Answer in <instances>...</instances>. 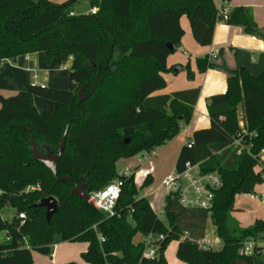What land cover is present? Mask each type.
Returning a JSON list of instances; mask_svg holds the SVG:
<instances>
[{
    "label": "trees",
    "instance_id": "trees-1",
    "mask_svg": "<svg viewBox=\"0 0 264 264\" xmlns=\"http://www.w3.org/2000/svg\"><path fill=\"white\" fill-rule=\"evenodd\" d=\"M77 1L0 0V61L44 53L47 63L55 59L62 66L73 57L65 70L67 90L31 85L15 96H0V264H33V252L51 256L61 243H87L81 255L87 264H168L165 251L175 240L176 257L185 264H264V252L239 255L246 242H264V219L243 228L233 217L236 198L263 185L264 161L259 155L264 150V73L254 77L243 68L231 69L223 52L214 61L197 60L199 73H226L227 91L207 100L211 128L193 134L188 141L192 146L181 149L175 169L199 163L203 173L215 172L222 178L224 186L215 192L208 211L221 248L182 240L177 215L171 211L173 201L167 200L164 219L159 218L148 200L138 197L134 174L120 176L116 168L121 159L165 146L191 122L199 89L158 93L167 85L163 75L171 70L168 58L184 37L183 17L194 41L211 46L219 20L214 1L89 0L91 8H99L97 15L71 17L69 8ZM230 13L225 24L264 40L249 8ZM186 69L193 80L194 72L189 65ZM35 97L54 107L39 113ZM68 125L54 177L33 160L31 138L39 152L51 149L55 154ZM243 130L253 136L243 135L246 147L238 154L233 142ZM117 180L123 186L115 218L104 220L91 204L72 195L76 186L85 185L89 196ZM152 182L147 176L141 188ZM49 197L59 205L47 221L45 209L35 205ZM6 208L16 212L11 222L2 218ZM20 213L25 220L18 218ZM151 233L162 234L165 240L155 260L141 261L144 247L135 244V237Z\"/></svg>",
    "mask_w": 264,
    "mask_h": 264
},
{
    "label": "crops",
    "instance_id": "crops-1",
    "mask_svg": "<svg viewBox=\"0 0 264 264\" xmlns=\"http://www.w3.org/2000/svg\"><path fill=\"white\" fill-rule=\"evenodd\" d=\"M48 1L54 4H63L68 0ZM213 1L217 10L221 9L222 7H226L230 11L235 8H249L252 11L256 25L264 33V0H229L227 2H223L222 0ZM184 18L187 20V22L184 20ZM181 25L182 28H184V37L181 41V45H179L178 47L184 48L183 53L182 56L174 53L168 58L169 61H167V67L171 70L163 75V78L167 84L166 90L164 92H159L158 95L173 94L175 92L191 89H199L200 95L194 106L195 111L191 122L188 125L184 126L181 132L176 137H174L172 141L166 143L165 147H168L167 145H169V143L170 145H173L168 150V153L174 154L175 156H177V159L181 149L187 144V142L192 138L193 134L196 131L211 128V123L207 111V100L212 96L225 94L227 91L226 73L219 70H207L205 73H199L197 66L198 59L209 57L211 61H214L217 60L216 58L218 54L220 52H223L224 59L227 62L228 67H230L231 69L243 68L251 76L254 77H258L264 73V40L244 34L243 30L239 27L218 23L214 28L215 30L211 46L203 47L198 45L194 41L190 29V24L186 17H183L181 19ZM187 52H192L191 54L193 55H190L189 57ZM36 56L38 57L36 58ZM19 59H23L21 61V66L11 68L8 67V64H6V66H4V71L0 73V96L4 98L15 96L20 92H24L30 89L31 85L33 84L32 77L34 71L37 75L39 73L43 74L44 78L42 77V79L39 80L43 85H46V87L47 85L52 86V84H54L53 80L50 79V73L58 74L62 72L60 65L55 59H53L50 63H47L46 56L44 53L33 54L30 56V60L28 61H26L23 57H19ZM177 65L180 66V71H183V68L189 65L191 71L194 72L195 78L193 80H189L186 76L180 81L176 80L174 76H171V78L167 77L170 74H178L175 73L173 70L174 67H176ZM49 79L52 83L47 84L49 83ZM38 98L40 97L34 98V104H36L35 107L37 111L39 113H43L41 111L42 109H38ZM40 103L42 104V102ZM53 107L54 104L51 108ZM162 148L163 147L155 150L152 156L155 157L157 151L161 150ZM153 159L155 158L152 157L147 161V166H138L137 168H135L137 169L135 173L139 174V181H142L143 179L146 180L147 176L150 175L152 180L155 182L157 168H155L153 164ZM176 163L177 160L175 162V165H173L171 168L163 170V172L161 173L162 175L159 176L160 182L167 174H169L176 168ZM159 184L157 188L159 187ZM160 192L161 196L157 200V205H154L146 197H144L148 200L150 206L152 205V210L155 212V214L159 213V218L163 216L164 210L163 208L161 209V211H159V209L161 208V202L163 200V191L160 190ZM255 193L264 194V185L260 186ZM238 198L241 201L254 202L247 198H242L240 196ZM175 203L176 202L172 203V207ZM257 204L260 206V208H253L254 210L251 211V213L254 214V217L256 218L255 220L264 219V204ZM172 207L171 211L178 217L179 212L173 211ZM179 208L185 210V208H182L180 205ZM235 208L237 211L234 212V218L237 220L235 213L238 211H244L246 207L236 206ZM258 213L260 215H258ZM240 226H242L243 228H247L248 226H251V224L247 226H243L240 224ZM183 234L185 235V232ZM186 234L187 237H183L182 240L186 238L191 241H194L193 239H191V237H189L190 233ZM140 236L141 235H137L135 237V243H138L139 240H141ZM202 238L203 239H200L202 241L194 242H203L204 244L208 245L207 242H210V238L206 234L202 235ZM208 246H211L214 249H219L222 247V243H218L216 245L211 244ZM87 249V243H61L53 247L51 256H45L41 254L35 256L34 253L37 252H33V264H67L71 262L77 264H87L81 258V255L85 253ZM171 264L185 263H182L177 259L175 261H172Z\"/></svg>",
    "mask_w": 264,
    "mask_h": 264
},
{
    "label": "built area",
    "instance_id": "built-area-1",
    "mask_svg": "<svg viewBox=\"0 0 264 264\" xmlns=\"http://www.w3.org/2000/svg\"><path fill=\"white\" fill-rule=\"evenodd\" d=\"M226 2L225 0H222ZM99 11L98 7H92L87 16L97 15ZM230 10L226 7H222L218 10L219 20L218 23L225 24L224 22L227 21L229 17ZM71 17H76L73 13L70 14ZM217 23V24H218ZM31 55L22 56L26 61L30 60ZM10 60H2L0 61V68H4L6 64L9 63ZM73 62V57H70L68 61L61 66L62 70H67L70 68ZM33 84L37 86H43L41 84L38 75L34 72L32 77ZM241 128L243 127V123H240ZM243 135H248L252 138V134H247L246 131H242L241 134H238V138L235 139L233 142V146L238 148V154H240L246 147L243 143ZM188 147L192 146V143L187 142L186 144ZM153 152L150 154H143V159L139 160H148L152 156ZM264 150L259 155L260 159L263 161ZM128 177V175H123ZM134 183L135 186L141 187L145 181H139V174L134 173ZM263 185H264V174L262 175ZM223 180L218 173H203L200 169V165L198 164H191L186 163L184 169L182 171H177L174 169L172 172L167 174L160 183V190L163 191V200L161 202V209L165 208L166 202L168 199L171 201L178 203L182 208L186 210H200V211H209L213 206V201L215 197V192L221 189L223 185ZM123 186V181L117 180L111 185L105 187L102 190L93 192L88 196L89 203L99 211L103 216L104 220H109L118 216L117 206L118 201L121 195V190ZM40 190V187H37ZM29 191V189H27ZM3 192L0 190V197L2 196ZM242 198H247L251 201L264 204V194H244L241 195ZM152 207V205H151ZM157 216L159 213L156 214ZM159 217V216H158ZM18 218L23 221L25 220V214L20 213L18 214ZM95 228V227H94ZM140 235V234H139ZM185 237V235H184ZM104 239L101 235L99 236V241L104 242ZM138 243L135 244H142L143 245V253L141 261H152L158 257V251L160 249L161 243L165 240V236L155 235L153 233L149 234L148 236H140ZM200 247L205 248H212L204 244L203 242H196ZM26 248L29 249V246L26 244ZM264 252V242L260 241H248L246 242L243 247L241 248L239 255L241 257H251L259 253Z\"/></svg>",
    "mask_w": 264,
    "mask_h": 264
},
{
    "label": "rangeland",
    "instance_id": "rangeland-1",
    "mask_svg": "<svg viewBox=\"0 0 264 264\" xmlns=\"http://www.w3.org/2000/svg\"><path fill=\"white\" fill-rule=\"evenodd\" d=\"M90 9H91V4L89 0L88 1L78 0L77 2L74 3V5L71 6V8H69V12H73L77 17H79V16L87 15ZM184 20L187 22L185 18ZM183 49L184 48L182 47H178L176 48L175 53L182 56ZM191 53L192 52H187L189 57L190 55H193ZM88 54L93 55V48L88 49ZM38 56H36V58ZM22 60L23 59H19V58H17L15 61L10 60L8 63V67L16 68L17 66H21ZM179 67L180 66L177 65L176 67H174V69L179 68ZM171 76L172 77L174 76L176 80L181 81L182 78H185L187 76L186 67L183 68V71H179L177 75L170 74L167 77L171 78ZM38 77H40L39 79H42V77L44 78L42 73H39ZM50 79L53 80L54 84H52V86L47 85V87L67 90L68 73L66 71L62 70V72L58 74L50 73ZM50 79H49V83L47 84L52 83L50 82ZM43 86H46V85H43ZM165 90L166 88L162 92H164ZM40 102H42L43 105ZM37 103H38L37 104L38 109H42L41 110L42 112L49 110L53 106V102L46 100V99H42V98H38ZM165 146H163L161 150L157 151L155 157L149 156L150 158L152 157L155 158L153 159V164L155 168H157L155 182L153 181L149 187H145V188L138 187V190H139L138 197L139 198L146 197L154 205L158 204L157 200L161 196L160 194L161 192L159 190V187H160L159 183H161L159 176L162 175L161 173L163 172V170L167 168H171L173 165H175V162L177 160V156H175L172 153H168V150L173 145H170L169 143V145H167L168 147H165ZM143 158L144 157H142V155H136L131 158L119 160L116 163L117 172L119 173L120 176H123L126 174L128 175V177H130L132 174L136 172L137 169L135 168H137L138 166H141V167H144L145 165L147 166V161L150 158L148 160H142L138 163V161ZM158 184H159V187L157 188ZM235 205L238 207L239 206L246 207L244 211H238L235 213L238 222L243 226H247L249 224L253 225L256 218L254 217V214L251 213V211H253L255 208H260V206L255 202L241 201L239 198H236ZM172 210L179 212V216L177 217L176 222L178 224L179 229L183 233L185 232V236L187 235L186 233L188 234L190 233L191 236L189 234V237H191V239H193L194 241H202L200 240V239H203L202 235L206 234L210 238V242H207L208 245H211V244L216 245L218 243H223L216 235L215 227L211 222V217H210L209 212L200 211V210H186V209L183 210L179 208L178 203H175L173 205ZM1 215L5 221L11 222L16 216V212L15 210L11 208H6L5 210L1 212ZM258 215L260 214L258 213ZM233 217H234V213H233ZM161 219H164V217L162 216ZM177 245H178L177 240L172 241L165 251V259L168 262V264H171L172 261H175L178 258L176 257ZM34 255L38 256L39 254L34 253Z\"/></svg>",
    "mask_w": 264,
    "mask_h": 264
},
{
    "label": "water",
    "instance_id": "water-1",
    "mask_svg": "<svg viewBox=\"0 0 264 264\" xmlns=\"http://www.w3.org/2000/svg\"><path fill=\"white\" fill-rule=\"evenodd\" d=\"M169 47L172 48L171 45H169ZM179 71H180V68L174 69L175 73H178ZM83 93H84V87L81 88V90L78 93V97H79L80 102L82 101ZM68 131H69V125L66 127V129L62 135V139L60 140L58 149H57L55 154L51 149H46L45 153L39 152L37 147H36V143L34 142L33 138H31L33 160L40 162L47 169L51 170V173L54 177L57 176V171H56L57 164H58V162L61 158L62 152L65 148L64 141H65V139H67L66 137H67ZM125 143L128 144L129 139L125 140ZM63 181H69L70 182L71 180L68 178H65V179H63ZM84 189H85V185L84 186L82 185L81 187L76 186L72 191V195L75 197H79L85 203L90 204L88 201V196L85 194ZM58 205L59 204H58V201L56 199L49 197V198H45V199L41 200L40 202H38L35 205V207L44 208L45 209V218L47 219V221H50L52 216L57 213Z\"/></svg>",
    "mask_w": 264,
    "mask_h": 264
}]
</instances>
